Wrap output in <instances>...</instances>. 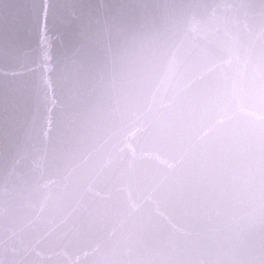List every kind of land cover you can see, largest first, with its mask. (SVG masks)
<instances>
[{"label":"water","instance_id":"obj_1","mask_svg":"<svg viewBox=\"0 0 264 264\" xmlns=\"http://www.w3.org/2000/svg\"><path fill=\"white\" fill-rule=\"evenodd\" d=\"M180 5L193 77L264 48V0H0V264H153L182 227L130 179L154 146L100 100L112 53Z\"/></svg>","mask_w":264,"mask_h":264},{"label":"clouds","instance_id":"obj_2","mask_svg":"<svg viewBox=\"0 0 264 264\" xmlns=\"http://www.w3.org/2000/svg\"><path fill=\"white\" fill-rule=\"evenodd\" d=\"M191 14L177 6L148 41L116 49L100 100L154 146L159 160L130 179L182 225L160 233L153 264H253L264 257V48L226 53L220 72L193 77L183 54Z\"/></svg>","mask_w":264,"mask_h":264}]
</instances>
